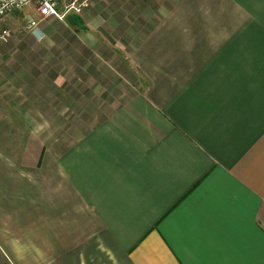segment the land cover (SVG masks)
Wrapping results in <instances>:
<instances>
[{
    "label": "crops",
    "instance_id": "0c3cea01",
    "mask_svg": "<svg viewBox=\"0 0 264 264\" xmlns=\"http://www.w3.org/2000/svg\"><path fill=\"white\" fill-rule=\"evenodd\" d=\"M109 3L118 37L98 29L118 44L97 54L141 79L102 81L78 127L58 133L43 109L72 66L2 70L17 116L0 112V264H264V0ZM32 102L40 126L24 127Z\"/></svg>",
    "mask_w": 264,
    "mask_h": 264
},
{
    "label": "rangeland",
    "instance_id": "374dc122",
    "mask_svg": "<svg viewBox=\"0 0 264 264\" xmlns=\"http://www.w3.org/2000/svg\"><path fill=\"white\" fill-rule=\"evenodd\" d=\"M109 2L110 0H88V6L84 7L78 13H67L62 19L51 16L54 18L50 19L51 23L47 25V30H45L42 36H35V38L31 37L29 34L30 32L26 28L27 22L36 17L33 6L26 5L21 10L7 14L4 18V24L11 31L9 37L10 40L3 45V47L9 51V53L4 56H7L10 63L7 59L5 61L0 59V75L7 73L2 72V70H7L12 79L20 77L21 74H26L27 70L23 69L22 71L21 68H25L26 62H29L31 65H34V70L32 71L35 72V78H37V81L44 82L46 80V74H49V76H59V72H62V69L58 70V66L62 65L63 71L66 65L69 64L72 66V68L68 67L70 71L64 72L67 85L65 84L63 88L54 86V100H56L52 103H48V106L45 102L43 107L44 110L46 107H48V110L53 109V113L56 117L53 119L55 122L54 126L59 127L58 133L68 128L78 127L80 125L79 114H87L95 109L94 106L96 104L91 102V99L89 98H93L97 93L99 95V89L104 83L102 81L107 80L112 84L114 80H119L122 76L128 77L126 71H128L129 74L132 72V77L137 78V80L141 79V74L133 67L132 63L128 64L127 62H123L117 64L116 56L112 57L110 62H104V59L97 54L103 49L100 47V42L105 43V45L109 47H116L118 44V38H103L99 31L100 29H98L101 25V28H104V30H114V34L118 37V27L111 25L112 23L110 22L112 15H110L109 12L112 11V4ZM123 6H125V4H123ZM131 9L134 8L131 7ZM127 12L130 13L129 11ZM127 12L126 9L123 10V13L126 14ZM70 31H72L73 35L74 32L78 35L79 33L82 35L83 32L87 34H84L83 38L74 35L76 38L73 42V37L71 40L66 36V33H64ZM79 41L81 43V48L78 52L82 55L80 59L78 55L73 56L71 59H69L68 56L65 57L62 55L61 52H63V48L73 49L74 45L78 47L80 45H78ZM26 44L32 48L36 47L37 50L26 49L25 53L21 55ZM15 47L18 48L15 50ZM28 53L30 55L26 56ZM4 56L2 58H4ZM119 56L120 55H118V57ZM14 65H20L22 67H17L15 69V67H13ZM55 67L56 70H54ZM28 82L29 81H27L26 85L22 87V91L24 94L28 95V98H31L36 94L32 91L33 88L28 85ZM137 87L142 89V86L138 85ZM43 88L44 91H46V87ZM49 90L52 92L53 88L50 87ZM40 104L42 103L32 102L30 104H24L23 108L20 106L22 110H28L26 114L27 118L17 119V121L22 123L24 127L30 126L34 120L29 119L28 116L31 114L32 110L40 109ZM0 105V112L3 116H5L6 112L7 117H10L13 112L14 116H17L15 112V104L7 103L5 106H3V104ZM12 119L14 121L16 120L15 118ZM36 121L38 120H35L34 123L37 126H40ZM52 138L53 136L49 137L50 140H52Z\"/></svg>",
    "mask_w": 264,
    "mask_h": 264
},
{
    "label": "built area",
    "instance_id": "2783aa9c",
    "mask_svg": "<svg viewBox=\"0 0 264 264\" xmlns=\"http://www.w3.org/2000/svg\"><path fill=\"white\" fill-rule=\"evenodd\" d=\"M26 5L33 6L36 13V17L27 22L26 28L30 33H36L40 21L51 16L62 19L67 13H78L88 6V0H0V44L7 42L11 34L4 24L5 16Z\"/></svg>",
    "mask_w": 264,
    "mask_h": 264
}]
</instances>
